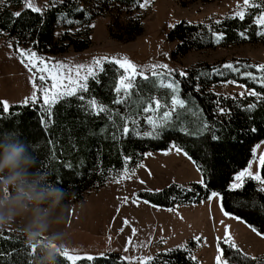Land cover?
I'll return each instance as SVG.
<instances>
[{"label":"trees","instance_id":"trees-1","mask_svg":"<svg viewBox=\"0 0 264 264\" xmlns=\"http://www.w3.org/2000/svg\"><path fill=\"white\" fill-rule=\"evenodd\" d=\"M141 1L139 0V3L136 0H63V3L51 1L49 5L52 6L41 16L31 9H26L25 6L19 7L17 11L12 8L14 5H20L22 0H4L0 4V33L6 34L7 40L14 39L16 44L25 45L37 54L57 55L69 49L80 52L89 45V23L95 16L111 9L130 13L138 8ZM254 2L259 3L260 0H254ZM181 4L186 5V2L181 0ZM81 5L83 8L75 11ZM261 10L260 8L248 9L244 20L232 16L217 20L219 23L210 19L203 22L180 20L170 29L167 36L168 40L177 42L176 50L172 54L183 55L190 50L212 48L216 45L264 42V34L257 35L260 28L253 23L255 16ZM15 12H20L21 15L13 16ZM62 13H69L68 18L77 20L79 23H66ZM59 24H62L63 31L60 37L55 38V28ZM115 24L119 26L122 33L117 37L119 40L131 41L143 31L138 16L131 17L123 24L116 22ZM69 28L73 31L69 32ZM217 32L224 33L218 43L214 36ZM248 65L256 64L248 60H244L243 64H234L241 71H252L260 75L256 69L245 67ZM219 67L209 63H198L185 70L188 73L186 77L180 76L179 72H174L175 78L181 81L182 95L190 94L194 97L196 104L203 109V116L213 126L202 136L166 131L155 139L130 134L113 140V132L117 130L107 121L106 116L103 114L96 116L79 109L77 107L79 101L75 98H69L71 106L65 101L53 106L52 123L47 128L40 123L42 114L45 121H48L40 99L27 105H11L9 113H3L2 105H0V133L12 130L19 139L30 143L38 157L40 168L41 161L45 160V153L50 155L55 149L56 159L53 161V167L60 166L58 170L62 173L63 180H57L55 171H49L48 175L53 182L70 192L65 203L81 200L87 191L102 187L115 177L116 170L123 168V156L131 157L128 167L132 168L139 164L146 152L166 150L175 140L176 144L183 147L184 151L192 157L191 161H195L193 163L197 168L202 166L203 170L200 173L207 187L195 181L187 184L173 182L159 191H139L137 196L159 207L170 208L175 205L199 203L207 200L213 191L220 192L223 197L220 201L224 212L230 211L236 216L240 215L242 209L250 213L242 216L243 222L264 230V210L259 207L260 203H264V192L256 190L259 188L257 182L250 180L242 191L229 192L227 188L233 173L245 167L247 161L252 158V148L264 140V101L248 94L244 96L220 94L217 97V93L211 89V86L216 83L233 79L248 89L254 88L262 93H264V86ZM106 68V73L99 76L100 83L90 81V87L93 89L91 95L109 104L115 99L112 88L115 86L117 73L114 65L106 64ZM213 68L224 72V75L213 72ZM197 83L200 85L198 92L195 90ZM86 98H89L88 94ZM217 99L220 100V107L229 109L230 114L225 115L214 111L217 107L214 102ZM248 104H255L256 107L247 110ZM111 107L121 114L128 110L124 105H111ZM115 119L116 124L120 125L119 118ZM141 127L142 130H146L142 118ZM253 127L256 128V132L250 131ZM102 128H106L107 131L101 132ZM120 132L122 127L117 131L118 136ZM212 135L218 136L219 139L212 141ZM49 139L53 141L52 144L48 143ZM73 144L76 145L75 149L72 147ZM33 145L39 146L33 147ZM45 162L47 163L46 160ZM69 163L72 165L71 169L62 166ZM109 168H114V171L109 173ZM254 201L255 206H253ZM10 235L13 236L10 240L0 236V252L7 253L13 250L22 252L23 249L29 248L19 232L3 229V236ZM195 245V240H190L185 248L174 247L170 248L173 249L171 252L160 251L154 256L157 257L155 264H165V262L166 264H198L196 259H191ZM221 247L226 246L221 244ZM99 253H91L96 256L94 261L82 260L79 264H129L128 261L121 259L123 256L119 252H104L103 258L98 256ZM228 255L231 256L232 253L229 251ZM255 257L264 259V255ZM16 258L13 252L12 260ZM59 260L60 264H65L62 257H59ZM33 261L31 258L21 257L20 264H33ZM0 264H5L4 258H0ZM132 264L138 263L132 262ZM250 264H257V262L253 261Z\"/></svg>","mask_w":264,"mask_h":264},{"label":"rangeland","instance_id":"rangeland-1","mask_svg":"<svg viewBox=\"0 0 264 264\" xmlns=\"http://www.w3.org/2000/svg\"><path fill=\"white\" fill-rule=\"evenodd\" d=\"M51 1L54 0H47V3ZM184 1L186 5H182L181 0H151L147 7L138 6L130 13L124 10H107L90 21L89 45L86 49L80 52L69 49L57 55H38L65 62L71 60L74 63L90 61L93 56H127L138 65L150 62L166 63L175 72L185 71L198 63L221 67L228 62L236 65L248 60L256 65L264 64V42L216 45L174 56L172 53L176 50L177 42L168 40L167 36L177 22H203L208 19L217 21L239 10L238 0ZM36 3L43 6L45 0H36ZM239 4L243 7V0H239ZM21 6H25L24 0L12 8L17 11ZM133 16L140 18L142 33L131 41L117 39L122 33L115 22L123 24ZM62 31V24L57 25L55 38L60 37ZM10 42L11 48L8 46ZM18 45L20 48L30 49L25 45ZM30 75L21 63L15 40H7L6 34L0 33V101L6 99L10 105L23 104L24 98L30 97L33 91ZM211 89L223 96H240L246 87L240 83L221 81L212 85ZM152 94L162 98L166 95L163 90ZM37 97L43 102L41 93L37 92ZM262 145L257 148V160L252 165L253 172L257 170L259 154L264 152V144ZM146 153L139 164L130 168L134 169L131 179L117 183L113 177L102 187L87 191L81 200L66 203L64 221L58 226L66 233L65 247L74 248L80 253L116 251L123 257L139 258L154 257L158 252L177 245L186 244L187 247L190 240H195L192 256L196 257L198 264H216L217 238L223 237L227 227L229 234L244 252L250 256L264 255V237L257 235L244 222L242 224L245 227L231 222L224 215L220 197H213L203 204L201 201L187 209L180 206L190 204L165 208L139 198V191H155L173 182H198L202 177L196 165L182 152L172 149V144L166 150ZM257 185L259 188L264 187L258 182ZM231 217L235 218L234 215ZM125 220L128 221L127 224ZM133 228L137 229L134 236ZM129 237H132L131 243ZM149 240L151 243H148ZM140 242L147 246H132ZM134 262L140 264L139 259Z\"/></svg>","mask_w":264,"mask_h":264},{"label":"snow or ice","instance_id":"snow-or-ice-1","mask_svg":"<svg viewBox=\"0 0 264 264\" xmlns=\"http://www.w3.org/2000/svg\"><path fill=\"white\" fill-rule=\"evenodd\" d=\"M4 0H0L2 4ZM57 0H54V3ZM63 3V0H59ZM139 3V0H136ZM151 3V0H143L140 3L141 8L147 7ZM25 8L31 9L33 12L41 14L43 16L44 12L49 9L52 5L45 3L43 6H39L36 0H24ZM237 7L238 11L231 14L232 17H239L244 20L246 11L248 9H262L258 15L255 16L253 23L260 28L256 33L257 35L264 34V0H260L259 3L254 2V0H243V7L240 6L239 0ZM83 8L81 5L75 11H80ZM85 14H89L85 12ZM20 12L13 13V16H20ZM64 21L68 24L79 23V21L70 19L69 13H62ZM219 23V21H217ZM94 26V25H93ZM69 32L73 29L69 28ZM243 35V33H241ZM216 42L218 43L220 39L223 38V32L214 33ZM12 47L11 42L8 45ZM17 50L20 54L21 63L31 74L29 76L32 82V94L30 97H25L22 101L23 104L27 105L30 101L36 102L37 92L41 93L43 96L42 108L48 116V121L44 119L42 114L40 123L45 125V128L52 123L53 106L57 105L58 102L65 101L69 103V98H75L79 101L77 107L87 113H91L96 116L101 114L106 116L107 121L112 125L114 129L119 131L122 127V132L117 135V131L113 132L112 139L117 140L128 135H135L138 137H150L159 138L166 131H179L190 136H202L203 134L209 132L212 129L209 121L203 116V109L199 108L196 104L195 98L190 94L188 96L182 95L181 81L176 79L173 73L176 71L170 68L166 63H145L143 65H138L129 59L127 56L117 57V56H93L90 61L74 63L71 60L67 62L62 60H54L51 57L39 56L36 51L31 49L20 48L17 43ZM167 55V53H164ZM106 64L114 65L115 72L117 73L115 78V86L112 91L115 93V99L109 104L103 103L101 99L96 96L91 95L93 89L90 87V81H94L96 84L100 83L99 76L102 73H106ZM233 73H237L241 76H245L248 79L255 81V83L264 86V64L259 65H248L245 67H251L257 70L260 75L254 74L252 71H241L239 67H235L233 63L228 62L221 66ZM213 72H218L221 76L224 72H221L217 68L212 69ZM179 75L186 77L187 72L180 70ZM199 79V77H197ZM222 83H237L236 80L222 81ZM147 86V87H146ZM163 90L166 95L162 98L159 95L152 94L153 92H159ZM195 90L198 92L200 90V85L197 83L195 85ZM147 93V94H146ZM88 94L89 98H86ZM219 97V93L216 94ZM241 96L245 95V92L240 93ZM248 95L254 96L257 99L264 101V93L256 91L254 88L248 90ZM227 99V97H225ZM216 109L215 112L220 114L228 115L230 110L224 107H220V100L217 99L215 102ZM2 105V112L9 113L12 107L8 100L0 101ZM111 105H124L128 110L121 114L118 110H114ZM255 104L246 105L247 110L255 108ZM191 117V119H190ZM119 118L121 121L120 125L116 124V119ZM141 118L143 119L144 126L146 130H142ZM106 128H102L101 132H106ZM251 132H256V128H251ZM219 137L216 135L211 136L212 141L218 140ZM49 144L53 141L49 139ZM260 144H264V141H260ZM39 145H33V147H38ZM72 147L75 149L76 145L73 144ZM256 145L252 148V158L247 161L245 167L238 171H235L232 175L231 182L228 184L227 188L229 192L242 191L246 186L247 182L255 181L260 185L264 186V152H261L258 157L257 170L252 171L253 162L257 160V148ZM172 149L178 153H183L192 160V157L184 151V148L177 145L175 140L172 142ZM146 155H151L146 153ZM56 159L55 149L49 155L45 153V160L41 161V168L45 173L49 171H55L58 181L63 180L62 173L58 170V167H53V161ZM131 160L130 156H123V168L121 170H116L117 175L114 177L115 181L119 183L124 179H131L134 175V169L128 167V162ZM195 163V161H193ZM69 169L72 165L69 163L67 165H62ZM202 166H198V171H202ZM109 173L114 171V168L108 169ZM143 182V181H141ZM199 184L205 185L207 187L206 181L202 176L198 181ZM257 191L264 192V187L256 189ZM151 191V190H149ZM156 191H159L157 189ZM213 197H220V192L213 191L211 196L208 197L211 200ZM256 202H253V206ZM259 207L264 210V203H260ZM250 213L240 210V215H236L235 218L240 220L242 216L249 215ZM225 216H232L233 212L225 211ZM127 224L128 221L125 220ZM248 227L255 232L257 235L264 237V230L257 228L253 224H249ZM9 231H13L9 228ZM137 229L133 228V236L136 234ZM0 236L3 239H12L13 236H3V230H0ZM196 239H199L198 237ZM217 243V255L215 257L216 264H250V262H257V264H264V259H258L255 256H249L248 253L244 252L235 239L229 234V230L225 227V232L223 237H218ZM129 242H132V237H129ZM148 243H151L149 240ZM221 244L226 247H221ZM133 247H146L147 244L143 242L133 244ZM177 248L186 247V244L177 245ZM127 251V246L125 248ZM166 252H171L173 249H165ZM232 255L229 256L228 252ZM13 252L16 254V260H12ZM37 256V246L36 244H31L29 248L21 250H13L12 252H0V258L5 259V264H20L21 257L24 259L31 258L35 260ZM58 256L62 257L65 264H79L82 260L94 261L96 256L89 253H80L74 248L62 247L58 250ZM99 257L103 258L105 256L104 252L98 254ZM122 260L128 261L129 264L140 260V264H155L157 257L153 256H124L121 257ZM192 260H195V256H191ZM60 264V260L58 261ZM166 264V262H165Z\"/></svg>","mask_w":264,"mask_h":264},{"label":"clouds","instance_id":"clouds-1","mask_svg":"<svg viewBox=\"0 0 264 264\" xmlns=\"http://www.w3.org/2000/svg\"><path fill=\"white\" fill-rule=\"evenodd\" d=\"M68 189L41 170L30 143L8 130L0 133V230L15 228L30 246L36 244L33 264H58L66 246L64 221Z\"/></svg>","mask_w":264,"mask_h":264},{"label":"crops","instance_id":"crops-1","mask_svg":"<svg viewBox=\"0 0 264 264\" xmlns=\"http://www.w3.org/2000/svg\"><path fill=\"white\" fill-rule=\"evenodd\" d=\"M246 89H248V88H246ZM246 89H245V91H246ZM248 90H250V89H248ZM244 91V92H245ZM245 94H248V92H245ZM264 141V140H263ZM257 145H259L260 146V143L259 144H257ZM262 145V144H261ZM263 148V145L261 146V149ZM211 196V195H210ZM216 198V197H215ZM209 199H207V200H205V201H203V202H201V204H203V203H206L207 201H208ZM200 204V203H199ZM195 205H198V203L197 204H190V205H183V206H180V207H184V208H182V209H187V207H192V206H195ZM186 217H188L187 215H185ZM191 218V217H190ZM228 219L231 221V222H233V223H237L239 226H241V225H243L242 223H243V221L241 222V220H237L236 218H234V217H231V216H228ZM245 223V222H244ZM244 226V225H243ZM245 227V226H244ZM257 256V255H256Z\"/></svg>","mask_w":264,"mask_h":264}]
</instances>
